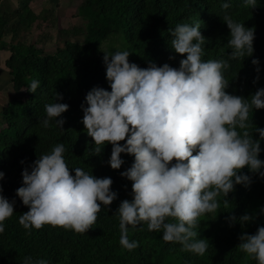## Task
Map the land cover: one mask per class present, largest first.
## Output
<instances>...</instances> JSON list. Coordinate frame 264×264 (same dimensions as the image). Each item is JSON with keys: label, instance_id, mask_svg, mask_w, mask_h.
<instances>
[{"label": "clouds", "instance_id": "9594fccd", "mask_svg": "<svg viewBox=\"0 0 264 264\" xmlns=\"http://www.w3.org/2000/svg\"><path fill=\"white\" fill-rule=\"evenodd\" d=\"M243 6L254 9L257 0H244ZM230 7V2L221 5V18L230 30L227 47L232 51L227 59L203 60L206 38L200 24L178 23L169 29L171 49L186 57L178 68L155 62L141 68L130 63L132 54L127 50L104 53L111 91L94 87L86 95L87 106H81V122L94 141L96 155L111 144L108 163L113 170L124 165L122 154L134 157L131 167L121 173L132 182V199L123 200L116 212L119 242L127 250L139 246L128 239V226L146 223L149 231L163 234L164 242L178 243L181 251L203 256L209 244L196 231L199 218L215 213L221 196L223 207L229 208L228 196L236 185L251 186L252 177L242 174L243 169L264 178V161L259 158L264 129L254 125L260 137L255 140L249 121L253 110L264 109V88L246 99L228 93L230 83L225 77L230 61L253 56L255 29L234 20L227 11ZM259 63L252 60L257 73ZM39 86L38 80H32L26 90L35 93ZM62 100L56 93L54 102L44 106L40 127L47 129L54 121L63 129L65 120L58 118L69 111V105L57 102ZM65 151L59 143L22 172L16 196L29 208L19 216L28 234L45 225L83 234L96 223L101 205L108 207L117 199L110 177L98 178L80 167L69 169ZM4 178L0 171V181ZM15 203L3 195L0 184V233L13 216ZM254 218L246 213L239 223L243 226ZM227 222L233 226L237 217L230 215ZM239 240L240 251L264 264V226L255 234H242ZM23 264L49 262L25 257Z\"/></svg>", "mask_w": 264, "mask_h": 264}, {"label": "trees", "instance_id": "16d2710c", "mask_svg": "<svg viewBox=\"0 0 264 264\" xmlns=\"http://www.w3.org/2000/svg\"><path fill=\"white\" fill-rule=\"evenodd\" d=\"M224 2H230L227 11L234 20L255 29L253 56L230 61L231 68L225 72L230 83L228 93L247 99L264 88V0H257L254 9L244 7V0H82L76 13L82 25L59 29L57 37L64 42L53 52L36 47L50 41L51 35L42 34L30 43L26 38L35 29L42 32L56 26V17L49 19L51 11L37 13L28 2L17 9L0 4V51L10 53L5 67L15 93L0 115V171L5 173L0 184L3 195L16 201L14 214L4 222L5 231L0 233V264H23L25 257L46 259L49 264H257L237 248L242 234H255L258 227L264 226V178L247 168L242 174L252 177L251 186L236 185L228 196L229 208L223 207L221 196L218 210L199 218L196 231L209 244L203 256L181 251L178 243L164 242L163 234L149 231L146 223L128 226V239L138 241L139 246L123 248L116 212L123 200L132 199V182L121 173L131 167L134 157L122 154L124 165L113 170L108 163L112 145L106 144L96 155L94 141L81 122V106H87V93L94 87L111 91L104 53L127 50L132 54L130 63L141 68L148 67L149 62L178 68L179 61L186 57L171 49L169 29L178 23H199L206 38L202 59H227L232 50L227 47L230 30L221 18ZM8 35L9 42L5 40ZM68 36L82 40H70ZM173 56L175 59H170ZM253 59L260 62L259 73ZM32 80L40 82L35 93L26 90ZM56 93L63 96L57 102L68 104L69 111L58 118L65 120L63 129L54 121L45 129L39 126V118L45 116L44 106L54 102ZM249 121L253 138L259 140L254 125L264 129V109L253 110ZM59 143L65 146L69 169L80 167L98 178L110 177L117 199L108 207L101 205L96 223L83 234L50 225L33 228L28 234L19 224V216L29 208L16 196L22 186V172L25 167L30 170L38 156L49 153ZM261 149L259 158L264 161V141ZM246 213L255 218L241 226L239 217ZM230 215L237 217L233 226L227 222Z\"/></svg>", "mask_w": 264, "mask_h": 264}, {"label": "rangeland", "instance_id": "374dc122", "mask_svg": "<svg viewBox=\"0 0 264 264\" xmlns=\"http://www.w3.org/2000/svg\"><path fill=\"white\" fill-rule=\"evenodd\" d=\"M23 2H26V0H23ZM82 2V0H40L39 2H37V5L39 6V9H37L39 12L42 11H48L50 13H48L49 19L51 18V20H53L54 17H56V26H51L46 29V30H41L42 32H39L37 29L33 30L32 33L27 35V41L30 43L36 39H38L39 36H41L43 34L42 37L51 35V39L50 41L46 42V43H40L37 44V48L39 49H43L46 52H53L54 48L56 46H62L64 39L63 38H58V31L59 29H67L69 27H73V26H81L82 22L81 19L79 17H77L76 13H77V8L78 5H80V3ZM19 5V4H18ZM36 8V7H35ZM41 9V10H40ZM45 9V10H44ZM41 11V12H42ZM57 11V12H56ZM46 14V13H44ZM43 14V15H44ZM51 20H48L49 23H52ZM42 23H44V21H42ZM67 39L70 40H82V38H73L72 36H68L66 37ZM7 42L8 41V37L5 38ZM12 89V87L10 88V90ZM11 97L15 96L14 91L12 92V94L10 95ZM1 115V113H0Z\"/></svg>", "mask_w": 264, "mask_h": 264}, {"label": "crops", "instance_id": "0c3cea01", "mask_svg": "<svg viewBox=\"0 0 264 264\" xmlns=\"http://www.w3.org/2000/svg\"><path fill=\"white\" fill-rule=\"evenodd\" d=\"M40 0H26L30 6L35 8V11L38 13L39 11V6L37 5V2ZM3 3L7 4V9H17L23 5V0H0V4L3 5ZM19 4V5H18ZM41 10V9H40ZM45 10V9H44ZM42 11V10H41ZM40 11V12H41ZM8 41L10 40L11 36L8 35ZM6 38V37H5ZM6 40V39H5ZM10 56V53L7 50H1L0 51V113L7 102L10 98H12L10 95L13 92V88L10 90L12 87L11 83V77L9 75L8 69L5 67V62Z\"/></svg>", "mask_w": 264, "mask_h": 264}]
</instances>
